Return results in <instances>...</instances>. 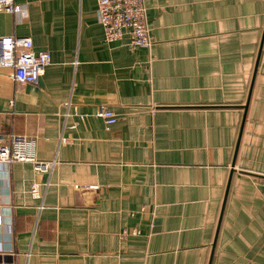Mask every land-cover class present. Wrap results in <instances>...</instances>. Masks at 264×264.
<instances>
[{
    "label": "crops",
    "instance_id": "crops-1",
    "mask_svg": "<svg viewBox=\"0 0 264 264\" xmlns=\"http://www.w3.org/2000/svg\"><path fill=\"white\" fill-rule=\"evenodd\" d=\"M15 1L0 36L52 63L0 68V134L54 166L0 165V264H264V0H147L150 49L98 0Z\"/></svg>",
    "mask_w": 264,
    "mask_h": 264
},
{
    "label": "built area",
    "instance_id": "built-area-1",
    "mask_svg": "<svg viewBox=\"0 0 264 264\" xmlns=\"http://www.w3.org/2000/svg\"><path fill=\"white\" fill-rule=\"evenodd\" d=\"M146 1L98 0L99 20L104 28L105 40L111 43L128 36L132 47L150 49L153 42ZM0 12L22 13L24 7L15 0H0ZM51 63V52L37 51L31 37L0 36V68L11 69V77L16 82L37 84ZM96 115L106 125L118 121L116 113L103 105L98 107ZM15 162H31L39 172H49L54 166V162L38 159L37 139L15 133L0 134V165ZM261 183L264 186V178ZM77 188L96 190L99 187L78 185ZM31 192L35 197L40 195L38 184L32 185Z\"/></svg>",
    "mask_w": 264,
    "mask_h": 264
},
{
    "label": "water",
    "instance_id": "water-1",
    "mask_svg": "<svg viewBox=\"0 0 264 264\" xmlns=\"http://www.w3.org/2000/svg\"><path fill=\"white\" fill-rule=\"evenodd\" d=\"M251 95V94H250ZM247 109H248V104L245 106V110H246V112H247ZM245 118L246 117H244V121H245ZM242 130H243V127H242Z\"/></svg>",
    "mask_w": 264,
    "mask_h": 264
}]
</instances>
